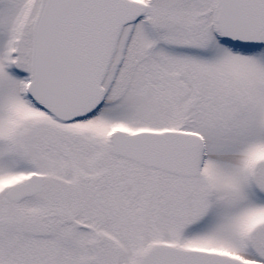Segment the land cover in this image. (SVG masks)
Returning a JSON list of instances; mask_svg holds the SVG:
<instances>
[{
  "label": "snow or ice",
  "instance_id": "snow-or-ice-1",
  "mask_svg": "<svg viewBox=\"0 0 264 264\" xmlns=\"http://www.w3.org/2000/svg\"><path fill=\"white\" fill-rule=\"evenodd\" d=\"M0 264H264V0H0Z\"/></svg>",
  "mask_w": 264,
  "mask_h": 264
}]
</instances>
